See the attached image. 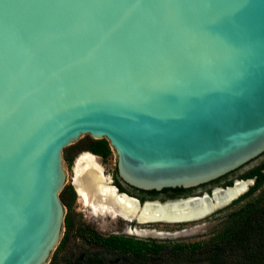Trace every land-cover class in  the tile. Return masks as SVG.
<instances>
[{"label": "water", "instance_id": "water-1", "mask_svg": "<svg viewBox=\"0 0 264 264\" xmlns=\"http://www.w3.org/2000/svg\"><path fill=\"white\" fill-rule=\"evenodd\" d=\"M99 140L131 188L239 169L188 199L253 187L237 179L264 163V0H0V264L62 256L67 157Z\"/></svg>", "mask_w": 264, "mask_h": 264}, {"label": "rangeland", "instance_id": "rangeland-1", "mask_svg": "<svg viewBox=\"0 0 264 264\" xmlns=\"http://www.w3.org/2000/svg\"><path fill=\"white\" fill-rule=\"evenodd\" d=\"M95 141H90L70 156L67 160L72 168V191L65 199L64 204L69 215L71 226L67 230L68 246L66 247L62 256L53 264H131V260L128 257L122 255L118 251H113L108 248L99 240V238H112L122 237L129 238L140 242H156L165 243L169 246H173L177 243H191L197 240L212 236L217 233L224 226L231 213L239 211L242 207L246 206L250 202L261 201L264 202V185L250 198L236 204L228 205L222 209L217 210L213 214L206 218L183 224L169 225L162 223L147 224L145 226L136 223H129L122 219L113 220L111 217L106 216L103 222L99 219H95L90 213L89 208L82 203L78 193L74 191V168L76 159L83 153L88 152L96 157L100 165L104 169V173L111 179L117 172L118 157L114 150L109 146L110 153L108 156L93 153L91 147H93ZM102 158V160L99 159ZM242 179V177L240 178ZM112 181V180H111ZM71 194L76 198H79V204L77 208H81L82 211L77 212L71 206L69 200ZM75 221L77 222V228L74 227ZM132 224H137L134 226ZM103 225V226H102ZM141 228L145 230L161 229L171 235L162 236H136L130 235L126 232V228ZM176 232V233H175ZM152 264H171L165 260H152Z\"/></svg>", "mask_w": 264, "mask_h": 264}, {"label": "trees", "instance_id": "trees-1", "mask_svg": "<svg viewBox=\"0 0 264 264\" xmlns=\"http://www.w3.org/2000/svg\"><path fill=\"white\" fill-rule=\"evenodd\" d=\"M93 153L108 156L105 140L95 141ZM257 177L248 193L234 201L236 205L253 196L264 185V163L245 178ZM232 185V184H229ZM106 248L118 251L131 264H152L162 259L171 264H264V202L254 201L231 213L217 233L191 243L140 242L129 238H99Z\"/></svg>", "mask_w": 264, "mask_h": 264}, {"label": "bare ground", "instance_id": "bare-ground-1", "mask_svg": "<svg viewBox=\"0 0 264 264\" xmlns=\"http://www.w3.org/2000/svg\"><path fill=\"white\" fill-rule=\"evenodd\" d=\"M104 172L98 157L88 152L76 159L74 186L82 203L89 208L95 219H102V222L109 216L113 220L122 219L129 223L136 221L143 226L155 223L176 225L202 220L228 206L252 185L249 181H238L233 188L215 190L213 199L191 198L164 204L154 202L140 208L135 200L119 195L117 189L112 186L111 179ZM126 232L136 236L171 235L161 229L148 231L137 227L126 228Z\"/></svg>", "mask_w": 264, "mask_h": 264}, {"label": "flooded vegetation", "instance_id": "flooded-vegetation-1", "mask_svg": "<svg viewBox=\"0 0 264 264\" xmlns=\"http://www.w3.org/2000/svg\"><path fill=\"white\" fill-rule=\"evenodd\" d=\"M99 159L102 160L101 157H99ZM239 171H240V169L238 171H235L229 175H226L225 177H223L219 180H216L210 184L203 185L201 187H197V188H193V189H165L161 192L142 191V190L131 188V187L125 185L121 181V179L119 178L118 171L116 172L115 175H113L111 177V180H112L111 184L113 187L118 188V194L119 195L127 194L128 196L134 198L133 200H135V201L138 200L141 205H144V203L147 201L159 200V201L165 202L167 200H181V199H188V198L193 197V196H202L205 192L211 193L215 188H218V187L226 188L227 186H232L234 184V182L236 181V178H239V176H242V173H239ZM249 173H251V171L248 173H245L243 175L242 179H237V180L255 179V181H256L257 177L245 178V176L248 175ZM229 184H232V185H229ZM74 191L76 192L75 187H74ZM76 194H77V192H76ZM132 198H130V199H132ZM69 200L72 203L71 206L74 208L75 211H77V212L82 211V209L80 207L77 208V206L79 204V198H76L73 194H71ZM77 225L78 224L75 221L74 227L77 228ZM132 225L137 226V224H132Z\"/></svg>", "mask_w": 264, "mask_h": 264}]
</instances>
